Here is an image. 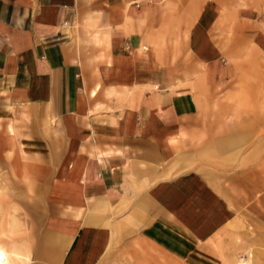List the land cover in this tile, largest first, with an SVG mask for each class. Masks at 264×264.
Masks as SVG:
<instances>
[{
  "label": "crops",
  "instance_id": "crops-1",
  "mask_svg": "<svg viewBox=\"0 0 264 264\" xmlns=\"http://www.w3.org/2000/svg\"><path fill=\"white\" fill-rule=\"evenodd\" d=\"M263 1L0 0V193L29 226L32 264H103L117 241L121 264H176V228L186 259L224 264L200 245L232 212L186 166L238 76L214 36L231 17L234 34L258 25ZM177 34L191 36L178 58L162 45Z\"/></svg>",
  "mask_w": 264,
  "mask_h": 264
},
{
  "label": "rangeland",
  "instance_id": "rangeland-1",
  "mask_svg": "<svg viewBox=\"0 0 264 264\" xmlns=\"http://www.w3.org/2000/svg\"><path fill=\"white\" fill-rule=\"evenodd\" d=\"M260 8L264 15V1ZM236 20L232 17L222 20L228 33L214 38L221 47L219 54L240 64L237 67L238 76L232 88L228 87L221 93L219 113L211 116L210 124H216V129L210 133L209 148L202 155L193 156L186 166V169L204 174L224 197L232 214L210 241L205 245L194 242V248L204 246L207 252L219 256L224 264H264V52L254 44L256 38L264 47V18L259 20L258 25L255 20H245L247 25L243 23L242 34L233 33ZM193 22L194 19H179L178 28ZM253 22L260 29L255 28ZM256 31L261 34L256 36ZM190 38L188 34L169 35L168 41L163 37V49L172 48L178 58L185 53V47L189 48L186 42ZM190 54L184 55V59H191ZM213 137H218L220 142L231 140V143L221 146L212 141ZM239 137L241 140L236 143ZM161 231L163 235L170 234L165 223H162ZM29 232V226L21 218L16 205L11 204L8 195L0 193V248L7 253L17 249L24 258V264H32L30 252L25 248ZM174 232L178 234L177 255L182 259L176 264H208L202 252L195 251L194 257L186 259L185 248L190 250L191 246L185 243V234L181 229L176 228ZM162 239L170 244L169 239ZM120 245L118 241L112 244L103 264H121L122 256L115 254ZM129 259L131 263L135 261L131 254ZM162 261V264H170V260L163 258ZM19 262L23 260L19 259Z\"/></svg>",
  "mask_w": 264,
  "mask_h": 264
},
{
  "label": "bare ground",
  "instance_id": "bare-ground-1",
  "mask_svg": "<svg viewBox=\"0 0 264 264\" xmlns=\"http://www.w3.org/2000/svg\"><path fill=\"white\" fill-rule=\"evenodd\" d=\"M13 255H15V254H13ZM16 258L17 257H15V256H14V258H11L9 254L5 253L4 251H2L0 249V264H17L18 263L17 260L15 262ZM243 264H248V262H243Z\"/></svg>",
  "mask_w": 264,
  "mask_h": 264
}]
</instances>
